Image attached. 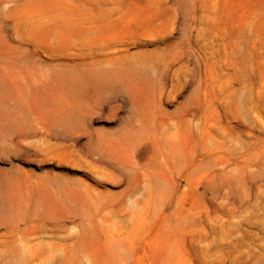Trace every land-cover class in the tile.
<instances>
[{"label":"rangeland","instance_id":"obj_1","mask_svg":"<svg viewBox=\"0 0 264 264\" xmlns=\"http://www.w3.org/2000/svg\"><path fill=\"white\" fill-rule=\"evenodd\" d=\"M0 264H264V0H0Z\"/></svg>","mask_w":264,"mask_h":264}]
</instances>
